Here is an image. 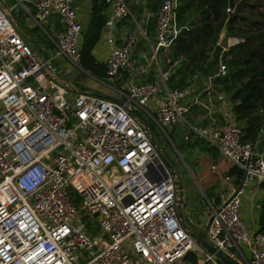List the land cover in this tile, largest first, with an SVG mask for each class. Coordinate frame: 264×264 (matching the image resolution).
Masks as SVG:
<instances>
[{"label": "built area", "instance_id": "obj_1", "mask_svg": "<svg viewBox=\"0 0 264 264\" xmlns=\"http://www.w3.org/2000/svg\"><path fill=\"white\" fill-rule=\"evenodd\" d=\"M106 1L105 79L116 82L130 74L120 101L77 92L62 80L69 70L61 63L81 68V26L71 0L34 3L35 25L53 17L62 25L47 58L25 42L10 18L13 7L0 0V264H220L178 218L179 179L137 112L161 130L185 124L190 135L245 175L218 205L209 203L206 241L231 261L264 264V234L249 230L240 216L243 189L264 180V152L256 140L241 141L233 106L223 96L217 97L219 127L189 124L186 117L199 95L169 88L160 67V54L183 30L177 25L178 0H164L155 14L151 55L138 66L131 54L138 35L147 40L146 35L139 29L116 47L115 29L132 15L124 0ZM241 43L229 38L226 50ZM151 70L155 79L137 81ZM226 71L219 60L206 97L212 80Z\"/></svg>", "mask_w": 264, "mask_h": 264}, {"label": "trees", "instance_id": "obj_2", "mask_svg": "<svg viewBox=\"0 0 264 264\" xmlns=\"http://www.w3.org/2000/svg\"><path fill=\"white\" fill-rule=\"evenodd\" d=\"M164 0H124L136 22L145 11L157 13ZM106 0H91L86 29L81 33L80 67L97 79H105V66L96 62L92 50L98 43L107 18ZM230 9L231 13L226 10ZM177 25L183 28L173 44L160 54V64L168 70L169 88H188L195 76L210 78L219 60L227 68L223 77L213 80L226 95L241 127V141L254 142L264 121V0H178ZM131 22V18L125 19ZM155 29V17L147 25ZM228 29L229 38L243 43L223 51L218 43ZM228 176L242 179V172L231 168ZM258 231L264 234V199Z\"/></svg>", "mask_w": 264, "mask_h": 264}, {"label": "crops", "instance_id": "obj_3", "mask_svg": "<svg viewBox=\"0 0 264 264\" xmlns=\"http://www.w3.org/2000/svg\"><path fill=\"white\" fill-rule=\"evenodd\" d=\"M15 1L17 2V4L12 5V6L8 5L5 1V4L7 7L8 6L13 7V10L10 13V18L12 20L13 25L18 30V32L22 35L25 42L29 46L32 47V49L36 47V49L39 51L41 56L42 57L46 56L47 58L54 49L53 40L55 39L56 35L62 29L60 20L56 17H53V18H50L47 21V23L44 24L42 27H38L37 25H35V23L32 20V17L35 13L34 3L37 0H15ZM71 1H72V6L74 8V11L78 17V22L81 26V33H82V31L86 29V26L88 24L90 8H91V0H71ZM134 1L136 4L144 3V0H134ZM19 6L22 9L18 8ZM154 17L155 15L145 11L142 15H140L139 22H136L134 18L131 17V20H132L131 22L123 20L117 25L115 29L114 45L116 47H120L125 43V39L128 34L135 33L139 29L145 33L147 40H144L141 36L138 35V43L136 44L135 48L132 51L131 62L134 66L140 65L143 62L142 61L143 57H146L145 52H144V45L148 46V44H153L155 41V29L149 35L147 32V25L149 21L153 19ZM29 19L31 23L28 22ZM43 27H46L47 29H49V33L53 37H51L49 33L45 32L47 39L45 38L44 42H40L38 44L36 42L35 37L33 36L34 34L33 31L34 29H37V28H41L42 31H44ZM151 40H153V42H151ZM40 44H44V45L40 46ZM81 46H82V42H81V35H80L79 45H78L79 53H80ZM109 53H110V47L106 44L101 34L98 43L92 50V56L94 57L96 62L100 64H104ZM61 65L64 68H67L70 73L71 68H68L67 64L61 63ZM160 67L162 71L167 74V78H169L170 74L168 70H165L161 64H160ZM69 73L66 76H64L63 79L69 76ZM129 75H130L129 73H123L121 75L120 80H117L116 82H111L112 84H116L120 86V89L117 90L118 93L121 90V88L125 90V86L127 85ZM153 79H155V74L153 70H151L147 76L138 78L137 81L145 82V81H152ZM74 89L75 91H77L76 88ZM202 93L200 92V94H198L199 104L193 106L196 109V112L192 111L191 109V113L189 114L190 116L192 114L196 115L194 123H189V124L199 127V128H203L211 124H213L216 127H219L221 125L222 120L220 116L221 108H220L219 103L217 102V97L223 96L227 101L230 102V100L226 97V95H224L217 89V87L213 83V80L211 84V93H210V96H208L209 98L205 96V93L203 94ZM101 98L108 99L107 97H101ZM263 134H264V121L255 139L257 143L256 147L259 150V152H264V138L261 137V135ZM202 148L207 153L206 160L211 164L210 175H213L217 173V171H219V173H222V176H225V178L229 177L230 179L228 183L224 182L223 180L218 190H215L213 188L212 178L207 181V189L211 191L212 194H214V197H215L214 202L216 204H219L220 200L226 198L229 195L231 190L236 189L238 187V184L236 183V177L228 176V172L231 169V166L227 161H225L220 156V154L218 153L216 149L210 147L209 145L207 147H202ZM204 179L205 177L202 176L201 180H204ZM263 199H264V180L254 181L246 185L245 188L243 189L242 196H241L240 216H241L243 223L249 230L258 231V228H259L258 223H259V218L261 214V202L263 201ZM207 215L208 214H206V216H204L203 219H200L199 220L200 222L198 224L197 223L193 224V231H191L190 229H186V228L185 229L189 233H192V236H196L199 239H201L200 236H204L206 238L205 227H206V222H207ZM242 252L245 258L249 260L250 256L245 247L242 248Z\"/></svg>", "mask_w": 264, "mask_h": 264}, {"label": "rangeland", "instance_id": "obj_4", "mask_svg": "<svg viewBox=\"0 0 264 264\" xmlns=\"http://www.w3.org/2000/svg\"><path fill=\"white\" fill-rule=\"evenodd\" d=\"M5 1L10 6L17 4L15 0ZM18 8L21 7L19 6ZM28 22L31 23L30 19ZM43 29L44 31H42L41 28L34 29L33 31V36L38 44L44 42L45 38L47 39L45 32L49 33V29L46 27H43ZM50 36L53 37L52 35ZM222 37L223 33L221 34L220 40ZM151 42H153V40H151ZM43 45L44 44H40V46ZM144 52L145 56L149 58L151 51L146 45H144ZM44 57L46 58V56ZM63 81L72 85L79 92L89 93L98 97H107L112 101L121 100V96H119L117 92L120 86L112 84L105 79H97L82 68L79 69L72 66L69 76L64 78ZM208 82V78L195 76L192 78L191 85L187 89L191 91V96L196 98L200 92H204L207 85L206 83ZM193 108L194 107H192V111L196 112V109ZM2 113L3 110L0 105V115ZM136 115L149 127L153 135L154 143L161 152V155L168 163L169 168H171L180 179L183 190L181 221L184 228L193 231V224H198L200 222L199 220L203 219L204 216L208 214L210 208L209 203H212L214 206L218 205L214 202V194L207 189V181L212 178L213 188L218 190L225 176H222V173H219V171L210 175L211 164L206 160L207 153L202 148L208 145L203 140L190 135V131L185 124H176L169 129L165 128L161 130L155 127L151 121L143 118L141 113L137 112ZM195 118L196 115L194 114L191 116L188 115L186 121L188 123H194ZM186 136L189 138L188 141H185ZM261 137L264 138V134L261 135ZM202 176L205 177L204 180H201ZM87 223L90 224L88 221ZM190 234L192 235V233ZM200 237L202 240L206 241L204 236ZM82 264H84V262H82Z\"/></svg>", "mask_w": 264, "mask_h": 264}, {"label": "water", "instance_id": "obj_5", "mask_svg": "<svg viewBox=\"0 0 264 264\" xmlns=\"http://www.w3.org/2000/svg\"><path fill=\"white\" fill-rule=\"evenodd\" d=\"M228 39H229V32H228V29H226V30H224L223 37L219 43V46L221 49L226 50L228 48ZM34 49H36V47H34ZM152 143H153V145L156 146V144L154 143V140H152ZM160 156H161L162 161L166 165V167L168 169L172 170L171 168H169L168 163L163 158V156L162 155H160ZM172 173L176 176V174L173 171H172ZM244 181H245V175L242 178V183H244ZM177 185H178L177 216L181 220V206L183 205V190H182V185H181L180 179L178 180ZM193 238L201 247H203L209 253L213 254L221 264H239L238 262L231 261L230 259H228L224 255H222L220 252L216 251L213 247H211L208 244L207 241L199 239L196 236H193Z\"/></svg>", "mask_w": 264, "mask_h": 264}]
</instances>
